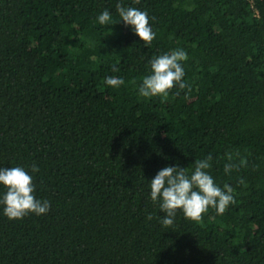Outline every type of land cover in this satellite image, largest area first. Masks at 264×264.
<instances>
[{
	"label": "trees",
	"instance_id": "1",
	"mask_svg": "<svg viewBox=\"0 0 264 264\" xmlns=\"http://www.w3.org/2000/svg\"><path fill=\"white\" fill-rule=\"evenodd\" d=\"M118 2L0 0V168L51 205L18 220L0 205V264H264V0H123L148 13L149 46ZM176 49L190 90L141 97L149 61ZM209 154L235 203L163 227L150 181Z\"/></svg>",
	"mask_w": 264,
	"mask_h": 264
},
{
	"label": "clouds",
	"instance_id": "2",
	"mask_svg": "<svg viewBox=\"0 0 264 264\" xmlns=\"http://www.w3.org/2000/svg\"><path fill=\"white\" fill-rule=\"evenodd\" d=\"M140 0H134L139 4ZM116 12L120 21L125 26H131L134 33L140 38L145 46L151 45L155 39V33L149 23L148 13L137 7L125 6L123 0L116 4ZM97 20L101 25L113 23L112 14L105 9ZM116 24V23H115ZM187 60V53L183 49L172 50L159 56H153L149 61L151 74L143 78L139 87V95L144 98L160 97L161 102H166L169 94L175 88L176 95L190 85L184 81L185 71L183 62ZM113 71L119 69L113 66ZM105 83L118 88L125 83L122 78L115 76L107 77ZM213 157L209 154L206 158L194 162V170L189 172L187 167L168 165L160 169L150 181V199L158 203L161 211L165 214L160 218L163 227L173 226L177 211H182L185 219L200 222L209 209H214L218 215H223L230 204L235 203L233 188L225 184L219 187L209 173L212 167ZM233 154H228V160L233 161ZM237 165L228 163L224 171L230 173ZM39 168L32 166V172L36 173ZM243 184L244 180H240ZM0 185L7 191L0 197V205H3V213L9 220L23 219L31 214L43 215L50 210L48 200L37 199L34 195L35 185L33 178L22 167L0 168ZM147 220H152L149 213Z\"/></svg>",
	"mask_w": 264,
	"mask_h": 264
}]
</instances>
